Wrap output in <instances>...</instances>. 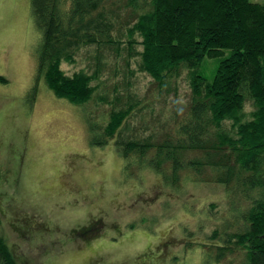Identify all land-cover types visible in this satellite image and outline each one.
<instances>
[{
	"label": "rangeland",
	"instance_id": "1",
	"mask_svg": "<svg viewBox=\"0 0 264 264\" xmlns=\"http://www.w3.org/2000/svg\"><path fill=\"white\" fill-rule=\"evenodd\" d=\"M128 5L119 11L124 23L142 12L138 2ZM126 28L121 36L113 30V56L105 51L103 69L95 67L91 47L59 66L69 77L94 76L85 109L100 123L110 109L125 107L128 93L156 114L189 97L183 68L161 89L139 70ZM39 38L30 0H0V237L16 263L247 264L242 249L224 243L225 230L238 228L225 186L187 174L175 187L149 169L130 175L134 166L125 167L114 142L89 144L84 107L59 98L42 79L32 93ZM134 40L139 51L140 37ZM216 65L206 60L199 74L210 81ZM224 127L232 131L233 124ZM90 226L96 229L84 238L80 233ZM211 243L224 247L217 262Z\"/></svg>",
	"mask_w": 264,
	"mask_h": 264
},
{
	"label": "trees",
	"instance_id": "2",
	"mask_svg": "<svg viewBox=\"0 0 264 264\" xmlns=\"http://www.w3.org/2000/svg\"><path fill=\"white\" fill-rule=\"evenodd\" d=\"M132 1L142 12L132 23H124L119 11L129 7L130 0H30L40 33L34 51L36 82L30 90L34 93L42 79L55 95L86 112L95 92L89 86L94 76L81 71L69 77L60 63L91 47L95 67L103 69L105 51L113 56V30L121 36L127 26L128 47L133 42L139 70L161 89L183 68L189 75V97L156 114L128 93L125 107L110 109L102 123L86 112L89 144L114 142L125 167L134 166L130 175L149 169L175 187L187 174L225 186L234 207L232 223L238 228L225 230L224 243L242 249L247 264H264V3ZM135 35L140 37L139 51ZM206 60L217 61L210 81L199 74ZM247 106H252L250 112ZM227 121L232 131L224 127ZM211 245L217 262L224 247ZM0 264H17L1 237Z\"/></svg>",
	"mask_w": 264,
	"mask_h": 264
},
{
	"label": "flooded vegetation",
	"instance_id": "3",
	"mask_svg": "<svg viewBox=\"0 0 264 264\" xmlns=\"http://www.w3.org/2000/svg\"><path fill=\"white\" fill-rule=\"evenodd\" d=\"M96 228L95 227H89V228H86L83 232H81L80 234L82 235V236H84V238L85 237H87V234H89V233H91V232H93L94 233V231L93 230H95Z\"/></svg>",
	"mask_w": 264,
	"mask_h": 264
}]
</instances>
